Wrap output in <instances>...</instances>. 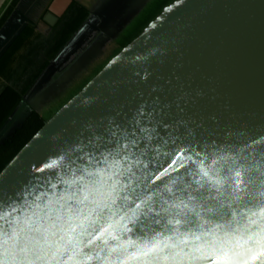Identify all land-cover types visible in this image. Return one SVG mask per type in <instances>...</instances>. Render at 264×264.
Instances as JSON below:
<instances>
[{"label":"water","instance_id":"water-1","mask_svg":"<svg viewBox=\"0 0 264 264\" xmlns=\"http://www.w3.org/2000/svg\"><path fill=\"white\" fill-rule=\"evenodd\" d=\"M49 1L18 2L0 29V60L31 19L57 21L41 16ZM109 10L44 69L0 144ZM263 10L264 0H175L45 121L0 173V264H264V214L237 211L240 195L264 186V156L215 169L264 145V106L210 101L232 45Z\"/></svg>","mask_w":264,"mask_h":264},{"label":"trees","instance_id":"trees-1","mask_svg":"<svg viewBox=\"0 0 264 264\" xmlns=\"http://www.w3.org/2000/svg\"><path fill=\"white\" fill-rule=\"evenodd\" d=\"M87 13V9L72 4L59 24L50 29L39 31L29 24L1 58L0 128L36 79L79 28ZM45 121L40 112L32 111L24 125L0 144V173Z\"/></svg>","mask_w":264,"mask_h":264},{"label":"bare ground","instance_id":"bare-ground-1","mask_svg":"<svg viewBox=\"0 0 264 264\" xmlns=\"http://www.w3.org/2000/svg\"><path fill=\"white\" fill-rule=\"evenodd\" d=\"M238 36L224 59L217 83L210 86L212 102L217 99L235 106H264V10ZM220 97V98H219ZM213 107V106H212ZM264 156V145L252 146L215 167L225 169ZM240 195V194H239ZM237 198L240 219L251 220L264 214V186Z\"/></svg>","mask_w":264,"mask_h":264},{"label":"rangeland","instance_id":"rangeland-1","mask_svg":"<svg viewBox=\"0 0 264 264\" xmlns=\"http://www.w3.org/2000/svg\"><path fill=\"white\" fill-rule=\"evenodd\" d=\"M174 1L175 0H151L145 6L142 13L122 31L114 42H104L107 47L104 52H99L101 55L97 56V54H92L90 60L86 62V66H84L85 64L83 62L85 60H83L75 65L76 68L74 67V71H71V65L73 64L72 66H74V62H76L81 55L72 61L71 64L69 63L66 68L54 78L53 82L59 80L60 83L57 85L55 84L57 88L50 92L53 94L46 96L45 101L39 107V111L45 120L47 121L54 116L72 97L80 92L116 54L138 37L153 21L152 19H155V17L163 11L167 4H171ZM95 50L96 49H94V51Z\"/></svg>","mask_w":264,"mask_h":264},{"label":"crops","instance_id":"crops-1","mask_svg":"<svg viewBox=\"0 0 264 264\" xmlns=\"http://www.w3.org/2000/svg\"><path fill=\"white\" fill-rule=\"evenodd\" d=\"M19 1L20 0H0V29L9 19ZM150 1L151 0H50L47 6L42 10L41 16H44L46 12H51L57 17V21L53 25H50L41 17L37 21H32L30 25L39 31L50 29V27L59 24L66 10L74 4L76 7H82L88 11L79 26L80 28L98 10L102 8H106V10L110 9L106 15L107 21L104 27L95 35L94 40L88 45L89 47L86 48L93 47L96 49L97 56H99L101 55L99 52H104L107 47L104 42H114L122 31L142 13L145 6ZM86 49H84L80 55H82ZM84 64V66H86V62Z\"/></svg>","mask_w":264,"mask_h":264},{"label":"flooded vegetation","instance_id":"flooded-vegetation-1","mask_svg":"<svg viewBox=\"0 0 264 264\" xmlns=\"http://www.w3.org/2000/svg\"><path fill=\"white\" fill-rule=\"evenodd\" d=\"M30 23H32V19L30 20ZM93 40H94V38L92 39V41H93ZM92 41H91V42H92ZM82 52H83V50L80 51V52L74 57V59H73L72 61H74V60H75V59H76V58H77ZM72 61H71V62H72ZM71 62H70V63H71ZM65 68H66V67H65ZM65 68H64V69H65ZM64 69H63V70H64ZM63 70H62V71H63ZM60 73H61V72H60ZM51 85H52V84H49V85L46 87V89H48V90L46 91V89H45V93H44V95H43V97H42L40 103L38 104L37 108L31 110L30 114H31L32 111H34V110L40 112V111H39V107H40V106L43 104V102L45 101V97H46V96H50V94H53V93H50V92L53 91V90H55V89L57 88V86H56V87L54 86L53 88H51ZM27 118H28V117H27ZM26 120H27V119H26ZM26 120H25V122H26ZM25 122H24V123H25ZM23 125H24V124H23ZM23 125H22V126H23ZM18 130H19V129H18ZM15 133H16V132H15ZM15 133H14V134H15ZM14 134H13V135H14ZM13 135H12V136H13ZM12 136H11V137H12ZM6 141H7V140H6Z\"/></svg>","mask_w":264,"mask_h":264},{"label":"snow or ice","instance_id":"snow-or-ice-1","mask_svg":"<svg viewBox=\"0 0 264 264\" xmlns=\"http://www.w3.org/2000/svg\"><path fill=\"white\" fill-rule=\"evenodd\" d=\"M205 175H207V173H205ZM236 175H237V176H239V175H240V173H239V172H237V173H236ZM254 259H255V257H254Z\"/></svg>","mask_w":264,"mask_h":264}]
</instances>
